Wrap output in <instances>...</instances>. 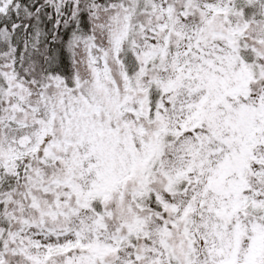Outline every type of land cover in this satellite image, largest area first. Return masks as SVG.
I'll use <instances>...</instances> for the list:
<instances>
[{
	"label": "snow or ice",
	"instance_id": "snow-or-ice-1",
	"mask_svg": "<svg viewBox=\"0 0 264 264\" xmlns=\"http://www.w3.org/2000/svg\"><path fill=\"white\" fill-rule=\"evenodd\" d=\"M0 264H264V0H0Z\"/></svg>",
	"mask_w": 264,
	"mask_h": 264
}]
</instances>
